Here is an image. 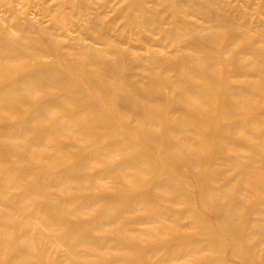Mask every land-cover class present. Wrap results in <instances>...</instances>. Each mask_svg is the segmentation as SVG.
Instances as JSON below:
<instances>
[{
    "label": "bare ground",
    "instance_id": "bare-ground-1",
    "mask_svg": "<svg viewBox=\"0 0 264 264\" xmlns=\"http://www.w3.org/2000/svg\"><path fill=\"white\" fill-rule=\"evenodd\" d=\"M0 264H264V0H0Z\"/></svg>",
    "mask_w": 264,
    "mask_h": 264
}]
</instances>
